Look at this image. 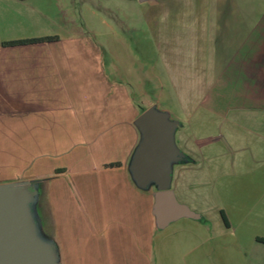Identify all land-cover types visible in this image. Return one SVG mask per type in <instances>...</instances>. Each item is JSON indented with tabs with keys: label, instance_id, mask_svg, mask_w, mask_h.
Segmentation results:
<instances>
[{
	"label": "crops",
	"instance_id": "1",
	"mask_svg": "<svg viewBox=\"0 0 264 264\" xmlns=\"http://www.w3.org/2000/svg\"><path fill=\"white\" fill-rule=\"evenodd\" d=\"M134 1L141 21L0 0V171L32 168L0 183H36L55 264H264V17L251 0ZM149 107L176 122L170 188L205 220L155 225V184L131 170Z\"/></svg>",
	"mask_w": 264,
	"mask_h": 264
},
{
	"label": "water",
	"instance_id": "2",
	"mask_svg": "<svg viewBox=\"0 0 264 264\" xmlns=\"http://www.w3.org/2000/svg\"><path fill=\"white\" fill-rule=\"evenodd\" d=\"M136 123L142 139L131 170L140 186L155 184L152 213L156 227L163 229L179 218L200 219V214L180 203L170 188L171 162L181 157L173 141L176 122L149 107L140 113ZM36 194L33 180L0 183V264H55L49 247L33 233L27 204L28 197Z\"/></svg>",
	"mask_w": 264,
	"mask_h": 264
},
{
	"label": "rangeland",
	"instance_id": "3",
	"mask_svg": "<svg viewBox=\"0 0 264 264\" xmlns=\"http://www.w3.org/2000/svg\"><path fill=\"white\" fill-rule=\"evenodd\" d=\"M78 5H81V3H88L89 5L92 4L93 6L94 5H99V4H103L104 6H110V7H115V5L117 4H121V7L123 8H126V9H122L123 12L127 15H129L131 17H136L137 19H139L141 21V18L140 15L143 13V9H138V8H135L136 5V2L134 1V8L129 5L130 3L128 2L129 0H76ZM251 2L255 5H257L258 7V11H255L253 12V17L257 16L258 17H264V0H251ZM256 7V6H255ZM260 11V12H259ZM259 12V13H257ZM107 16H111L110 15V12L109 13H106ZM113 15V14H112ZM3 140V139H2ZM2 156V155H1ZM12 158H15L16 155L15 154H12L11 155ZM28 159L29 160H33V155H30L28 154ZM16 159V158H15ZM36 160V159H34ZM36 162V161H35ZM35 164V163H34ZM33 164V165H34ZM27 163L24 161V162H21L19 163L18 161L14 164H12V168H8V169H4V170H1L0 171V179H6V180H15V179H20V178H23L25 176H27L28 174H30L32 172V168L30 167V169H27ZM38 190L41 191L42 190V184H40L38 186Z\"/></svg>",
	"mask_w": 264,
	"mask_h": 264
},
{
	"label": "trees",
	"instance_id": "4",
	"mask_svg": "<svg viewBox=\"0 0 264 264\" xmlns=\"http://www.w3.org/2000/svg\"><path fill=\"white\" fill-rule=\"evenodd\" d=\"M51 37H42V38H33V39H24V40H17V41H8L4 42V44H19V43H28V42H36V41H43L48 40ZM201 220H205L203 217H201Z\"/></svg>",
	"mask_w": 264,
	"mask_h": 264
}]
</instances>
